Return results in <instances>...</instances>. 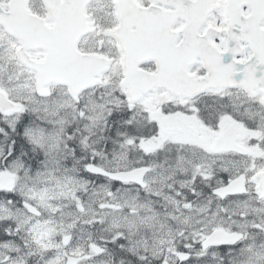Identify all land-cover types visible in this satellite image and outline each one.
Returning <instances> with one entry per match:
<instances>
[{
    "label": "snow or ice",
    "instance_id": "6c2138e0",
    "mask_svg": "<svg viewBox=\"0 0 264 264\" xmlns=\"http://www.w3.org/2000/svg\"><path fill=\"white\" fill-rule=\"evenodd\" d=\"M0 264H264V0H0Z\"/></svg>",
    "mask_w": 264,
    "mask_h": 264
}]
</instances>
